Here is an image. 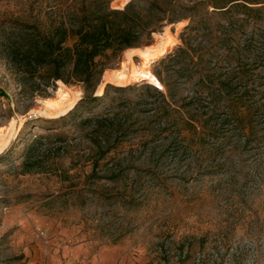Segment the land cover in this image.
<instances>
[{
	"label": "rangeland",
	"instance_id": "obj_1",
	"mask_svg": "<svg viewBox=\"0 0 264 264\" xmlns=\"http://www.w3.org/2000/svg\"><path fill=\"white\" fill-rule=\"evenodd\" d=\"M126 7L164 21L90 81L24 61ZM143 51L163 56L142 79L105 80ZM62 85L78 98L55 114ZM3 142L0 264H264V0H0Z\"/></svg>",
	"mask_w": 264,
	"mask_h": 264
},
{
	"label": "trees",
	"instance_id": "obj_2",
	"mask_svg": "<svg viewBox=\"0 0 264 264\" xmlns=\"http://www.w3.org/2000/svg\"><path fill=\"white\" fill-rule=\"evenodd\" d=\"M129 9L75 18V24L69 28L61 22L51 39H43L41 46L34 43V55L31 59L25 57L24 61H33L38 67L48 64L54 81L88 82L99 73L94 63L96 57L106 51L119 53L137 46L142 37H149L164 21L144 22L137 14L129 13ZM166 22L172 23L170 19ZM66 38H75V42L64 47ZM178 53L183 54L181 49H177Z\"/></svg>",
	"mask_w": 264,
	"mask_h": 264
},
{
	"label": "bare ground",
	"instance_id": "obj_3",
	"mask_svg": "<svg viewBox=\"0 0 264 264\" xmlns=\"http://www.w3.org/2000/svg\"><path fill=\"white\" fill-rule=\"evenodd\" d=\"M131 50V49H130ZM134 52V51H133ZM136 52V51H135ZM126 60L120 63V68L116 71L108 73L105 77L106 81L113 83L116 86H125L127 81H139L145 76V68L151 60H156L163 56L162 52H147L143 51L139 53L141 57L140 66H136L130 62L131 52L126 54ZM149 79V78H148ZM147 80V79H143ZM149 81V80H148ZM157 81L156 79H151L149 83ZM57 98L55 100L47 99L45 108L49 110H55V114H62L69 110L78 98L77 92H71L65 86H58L55 92ZM11 128V127H10ZM6 144V142L0 143V149Z\"/></svg>",
	"mask_w": 264,
	"mask_h": 264
},
{
	"label": "built area",
	"instance_id": "obj_4",
	"mask_svg": "<svg viewBox=\"0 0 264 264\" xmlns=\"http://www.w3.org/2000/svg\"><path fill=\"white\" fill-rule=\"evenodd\" d=\"M151 85L155 91H164L163 85L159 81H155Z\"/></svg>",
	"mask_w": 264,
	"mask_h": 264
}]
</instances>
